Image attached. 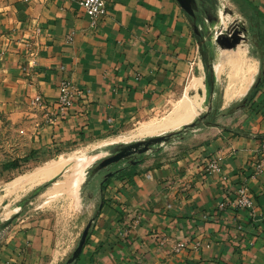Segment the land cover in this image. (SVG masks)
<instances>
[{
  "label": "crops",
  "instance_id": "0c3cea01",
  "mask_svg": "<svg viewBox=\"0 0 264 264\" xmlns=\"http://www.w3.org/2000/svg\"><path fill=\"white\" fill-rule=\"evenodd\" d=\"M209 1L194 18L177 0H106L107 12L93 26L80 0H0V118L41 111L48 123L33 142L39 153L57 155L54 147L100 137L159 107L186 76L208 75L205 57L216 47L211 32L203 33ZM236 2L250 16V38L264 60V0ZM222 51L211 63L222 92L217 107L238 102L255 80L227 101L216 69ZM64 78L78 93L65 114L31 105L36 94L53 101ZM222 118L150 149L113 175L114 184L101 182L99 213L88 218L89 234L71 264H264V82L247 106ZM219 155L221 171L213 172L208 164ZM66 166L3 194L11 206L0 215V264H68L84 231H76L82 215L37 211L52 202L46 193L44 204L23 215L26 202L14 198ZM242 184L252 209L233 204ZM79 200L84 204L82 195Z\"/></svg>",
  "mask_w": 264,
  "mask_h": 264
},
{
  "label": "rangeland",
  "instance_id": "374dc122",
  "mask_svg": "<svg viewBox=\"0 0 264 264\" xmlns=\"http://www.w3.org/2000/svg\"><path fill=\"white\" fill-rule=\"evenodd\" d=\"M221 1L223 2L222 4L219 3L220 0L209 1V6H207L205 11V24L203 25V33L206 34V32L209 30L211 32L210 43H214V37L217 30L221 28H229L238 21L245 22L249 27V32L247 34V40L243 41L241 46H245L247 48L248 56H252L253 59L256 60L258 69L260 67V64H262L264 60H260L258 58V56L262 54V52L257 45H254V42H252V39L250 38L251 19L248 12H245L240 6L238 7L236 0ZM209 13H211L210 17H208ZM223 19L224 22L226 20L225 24H223ZM208 49L209 60L212 63L213 58L217 56L219 57V53L222 49L217 44L215 48L210 47ZM221 58L222 57H220L218 63L216 64V69L220 63ZM195 77V75L186 76L179 83L177 91L173 95L168 96L166 98V101H164L162 105L145 111L144 113L135 117L130 123L122 126L117 130L101 135L100 137L74 141L61 148L54 147V151H52V153L57 155H49V152L46 149L43 150L42 153H39L40 149L37 148L33 142L36 130L43 124L48 123L47 121L49 117L45 116L43 113H41V111H38L35 108H28L23 110V113H21L18 117H1L0 215H3L5 210H8V206H11L7 205L4 202L3 195L4 193H8V184L11 181L20 177V175H25L32 172L37 166H39V164H42L48 158H56L57 160L62 155L65 156L70 153L77 152L78 157L74 161L68 162L65 170L54 177V181L49 183L47 182L51 179L48 181H44L33 189H30L24 193L22 192V194L18 193L17 195H14V198L17 197L16 199L26 202V204L22 205V207L19 209V212H23V215H30V213H33L35 211V206L44 204L43 201L45 199L43 198V196L46 193V195H48V198L52 200V202H47L46 204H44V208L37 211H46L49 214L54 213L56 215H82L80 217L77 216L76 219V231L78 233L82 232V230H84L85 226L88 223V218L90 217V215L94 216L99 213V205L104 196L103 191L99 188L101 186L103 173L107 170L114 171L118 165L121 166L128 163V160L124 159L119 163L110 164L102 170L97 171V173L92 178L90 177L91 171L97 166V164H99L104 158L111 156L117 146H124L145 140L146 138H149L151 136L170 133V136L167 140L152 144L148 151L152 148L156 149L157 147H161V144L164 146H168L170 145L171 141L176 139L178 136L186 134L187 132L189 133L192 129H195L197 127H201L203 130L207 124L214 123L216 121H223L222 116L229 114L228 108L231 107L234 103H226L224 107H217V105L221 103L222 98V92L219 90L220 86H217L216 84L211 85L209 83V76L207 75L206 78H203V85L200 88L195 89L192 86ZM219 77L221 78L223 88L225 89L226 77L225 75H219ZM257 77L258 75L255 74L253 78L255 79L254 82L256 81ZM186 87L189 88L188 93L191 96H193V94L196 95V92L197 94H201L204 96V103L200 111L201 115L205 116L203 119H198L196 125L194 126H183L177 130L153 135L130 136V133L137 130L136 127H139L142 122L158 119L162 114L175 106L177 101L186 92ZM240 100H242V98L239 99V101ZM238 109L239 108H237L236 110ZM173 131L178 132L171 134ZM127 136H129L130 139ZM115 137L123 138L116 139ZM144 154L145 153H138L134 157H137L139 160H141L144 158ZM10 161H20L19 166L15 169H10L9 171L2 169L3 165L5 163H9ZM74 163L76 167L80 166V168L78 169V172H80V183H76V185L73 184V187L70 188L68 193L65 192L63 194H59L61 190L58 189V186L61 182H63L65 178H67V176H65V173L71 166H74ZM116 178L117 176L110 177L108 180H105L103 182L109 183L111 181L114 184ZM57 181L60 182H58L54 188L50 189V187ZM42 185L43 188L39 189V187ZM81 195L84 197V204L80 203L79 198ZM8 199L11 198L8 197ZM16 205L17 203H14L13 206ZM80 237L81 235L77 238L76 246L78 245Z\"/></svg>",
  "mask_w": 264,
  "mask_h": 264
},
{
  "label": "bare ground",
  "instance_id": "6f19581e",
  "mask_svg": "<svg viewBox=\"0 0 264 264\" xmlns=\"http://www.w3.org/2000/svg\"><path fill=\"white\" fill-rule=\"evenodd\" d=\"M225 23L226 20L223 24ZM222 53V58L218 65V74L225 75L226 77L224 91L226 100L229 101L232 98L241 96L246 91H248L249 86L251 85L253 78L257 72L258 66L256 60H254L252 56V58L248 56L247 48L245 46L240 45L235 51H225L224 49ZM202 85L203 78L200 76H196L192 83L193 88L198 89ZM188 87H186V92L177 101L175 106H173L171 109L162 114L161 117H159L158 119L142 122L139 127H136L137 130H135L134 132L130 131V136L153 135L177 130L183 127L186 123L195 119L200 114L202 105L204 103V96L201 94H197V92L196 95L193 94V96H191L188 93ZM123 137L115 138L120 139ZM127 137L129 138V136ZM77 157V152L70 153L65 156L62 155L56 161L52 163L50 162V165L41 166L40 168L35 169V171L33 172H30L26 175H20V177L16 178L13 182L9 183L8 187L10 186L12 188L13 185L19 182L21 183L24 179L25 181L30 182L29 185H33L36 182L38 183L41 179H44L54 174L63 165L67 164L70 161H74ZM79 168L80 166L76 167L74 163V166H71L67 170V172L65 173V176H67V178H65L63 182L59 184V190L69 191L70 188L73 187V184L76 185V183H80V172H78ZM20 185L24 186L22 184Z\"/></svg>",
  "mask_w": 264,
  "mask_h": 264
},
{
  "label": "water",
  "instance_id": "95a60500",
  "mask_svg": "<svg viewBox=\"0 0 264 264\" xmlns=\"http://www.w3.org/2000/svg\"><path fill=\"white\" fill-rule=\"evenodd\" d=\"M182 8L189 13L192 17L197 18V14L200 12L204 1L203 0H177ZM209 13L208 17H210ZM195 31L197 34L201 33V30L198 25H195ZM249 32V27L247 24L243 21H238L235 24H233L229 28H221L217 30L216 35L214 37L215 43L221 48V49H236L238 46L242 44L243 41L247 40V34ZM205 116L201 115V113L192 121L186 123L184 126H194L196 125V122L198 119H203ZM169 134H161V135H155L151 136L145 140L138 141L135 143L128 144L124 147H121L120 151L104 158L97 166L94 168V170L97 172L110 164L118 163L126 156H129L131 154H138V153H146L150 146L155 143H159L162 141H165L169 138ZM143 145V147L139 148V145ZM135 147V149H132V147ZM137 161H132L131 163H135ZM111 175V173H109ZM94 173L91 171L90 177L92 178ZM92 225V220L88 222L86 225L81 238L78 242V245L74 249L72 255L68 259V264L73 263L80 255L83 246L86 242L87 236L89 234L90 228Z\"/></svg>",
  "mask_w": 264,
  "mask_h": 264
},
{
  "label": "built area",
  "instance_id": "2783aa9c",
  "mask_svg": "<svg viewBox=\"0 0 264 264\" xmlns=\"http://www.w3.org/2000/svg\"><path fill=\"white\" fill-rule=\"evenodd\" d=\"M80 4L84 8L85 12L90 18L91 25L95 26L98 20L106 14V0H80ZM39 33V29L36 30ZM26 46L29 49L31 47V41L26 42ZM77 91L72 87L71 82L64 78L60 81L58 87V95L53 101H48L41 94H36L31 98V105L46 109L48 107H55L59 111V114H65L70 107L75 103ZM223 156L219 155L215 159L209 162L208 168L213 172H220ZM262 169V164L256 165V171ZM234 206L237 209H252L253 197L249 192V187L246 184H242L236 187V196L233 201Z\"/></svg>",
  "mask_w": 264,
  "mask_h": 264
},
{
  "label": "trees",
  "instance_id": "16d2710c",
  "mask_svg": "<svg viewBox=\"0 0 264 264\" xmlns=\"http://www.w3.org/2000/svg\"><path fill=\"white\" fill-rule=\"evenodd\" d=\"M205 61H206V67H207V71H208V76H209V83L212 85L214 84V74H213V69H212V64L209 60V57H205ZM264 82V67H262L260 73L258 74V77L256 79V81L254 82V84L252 85L250 91L242 98V100L234 103L231 107L228 108V113H232L233 111H235L237 108H241V107H245L249 104V102L251 100H253V98L255 97L256 93L258 92V90L260 89L261 85ZM178 132V131H173L171 134ZM20 161L18 162H13L10 161L9 163H5L3 165L4 170H10V169H15L19 166ZM55 178L51 179L49 182L54 181ZM43 188V185L39 187V189Z\"/></svg>",
  "mask_w": 264,
  "mask_h": 264
},
{
  "label": "flooded vegetation",
  "instance_id": "af4514ba",
  "mask_svg": "<svg viewBox=\"0 0 264 264\" xmlns=\"http://www.w3.org/2000/svg\"><path fill=\"white\" fill-rule=\"evenodd\" d=\"M204 1V0H203ZM147 139V138H146ZM124 146H126V145H124ZM124 146H122V145H119V146H117L116 147V149L114 150V152L112 153V155L113 154H115V153H117V152H119L121 149V147H124ZM141 147H143V145L141 144V145H139V148H141ZM132 149H135V147L133 146L132 147ZM136 154H131V155H129V156H126L125 158H123L122 160H128V163L126 164V165H128V164H130L132 161H139V159L137 158V157H134ZM121 160V161H122ZM120 161V162H121ZM119 163V162H118ZM114 164H116V163H114ZM124 166L125 165H118L116 168H115V170L114 171H111V170H107V171H105L104 173H103V177H102V183H104L103 181H105V180H108L110 177H112L113 175H115L116 173H118L119 171H121V170H123L124 169ZM102 170V169H101ZM100 171V170H99ZM92 172L94 173V175L97 173L94 169L92 170ZM109 173H111V175L109 174ZM93 175V176H94Z\"/></svg>",
  "mask_w": 264,
  "mask_h": 264
}]
</instances>
